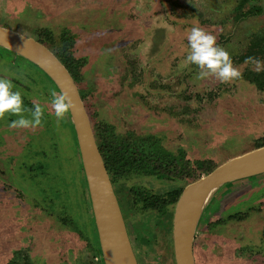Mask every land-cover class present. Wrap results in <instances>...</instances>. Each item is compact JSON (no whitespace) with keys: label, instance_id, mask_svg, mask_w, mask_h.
<instances>
[{"label":"rangeland","instance_id":"374dc122","mask_svg":"<svg viewBox=\"0 0 264 264\" xmlns=\"http://www.w3.org/2000/svg\"><path fill=\"white\" fill-rule=\"evenodd\" d=\"M130 1L0 0V26L41 41L70 68L105 160L112 165L114 191L137 264H175V204L155 210L147 208L146 197L165 198L264 144V81L254 82L253 72H259L254 60H238L244 51L259 56L264 71V0ZM116 2L131 6L122 8L123 31ZM193 26L214 35L230 52L240 77L227 82L213 75L197 79L200 69L186 60ZM132 37L134 44L129 43ZM63 38L71 45L64 46ZM117 38L120 46L114 43ZM63 48L71 53L63 54ZM105 48L112 61L119 59L116 65L102 63ZM94 51L103 55L93 56ZM123 59L132 62L134 76ZM24 60L0 48V77L21 91L25 107L38 103L43 109L42 123L34 128H10L9 121L16 119L11 114L0 119V264H101L69 113L56 121L47 76ZM143 161L149 174L138 166ZM260 176L220 188L203 212L227 192L233 193L232 205L227 204L232 207L226 211L221 204L223 216L216 212L203 223L207 212L202 213L195 235L212 243L224 229L216 225L238 218L245 207L249 229L259 223L249 212L264 199V174ZM253 181L262 182L252 188ZM207 248L198 263L229 264V256L210 259L214 250Z\"/></svg>","mask_w":264,"mask_h":264},{"label":"water","instance_id":"95a60500","mask_svg":"<svg viewBox=\"0 0 264 264\" xmlns=\"http://www.w3.org/2000/svg\"><path fill=\"white\" fill-rule=\"evenodd\" d=\"M0 48L42 71L72 101L74 129L103 264H137L121 210L97 147L78 87L66 67L44 44L0 26ZM264 174V145L233 157L186 185L177 199L172 222L175 264H194L195 231L206 206L225 185Z\"/></svg>","mask_w":264,"mask_h":264},{"label":"flooded vegetation","instance_id":"af4514ba","mask_svg":"<svg viewBox=\"0 0 264 264\" xmlns=\"http://www.w3.org/2000/svg\"><path fill=\"white\" fill-rule=\"evenodd\" d=\"M142 0H140L141 2ZM123 2L125 3H128L130 5V3L132 1L130 0H123ZM116 4H119L120 5V8L122 10V8L125 6L126 8H130L131 6H128L127 4H123V6L116 2ZM122 12V17H121V20H122V31L124 29V23L126 22V20H124V15H123V10L121 11ZM128 12H130L128 10ZM91 30V29H90ZM110 30V29H109ZM102 33H105V32H102ZM160 33L161 31H159V33L157 34V36L159 35L160 37ZM98 38L102 37V35L100 33H97L96 34ZM104 36V35H103ZM93 38V37H92ZM92 38H89L88 40H91ZM34 39V38H33ZM36 41L40 42L39 40L35 39ZM129 43L131 44H134V39L133 37L129 39ZM41 44H44L42 42H40ZM100 43V42H99ZM114 43L115 45H118L120 46V43H121V40L119 41L118 38L114 40ZM63 44L66 46V43L63 42ZM101 44V43H100ZM241 44V45H240ZM244 44V41L240 39V43L239 45L242 47V45ZM45 45V44H44ZM70 41L69 43L67 44V46H70ZM46 46V45H45ZM47 47V46H46ZM48 48V47H47ZM243 48V47H242ZM49 49V48H48ZM50 50V49H49ZM69 50V48H68ZM106 51V54H105V60H101L102 63L106 66L108 65H115L117 64L118 60L119 59H115V61H112L110 53L111 52H107V49L105 48L104 49ZM244 50V49H243ZM51 51V50H50ZM118 52V51H117ZM130 52H133V49L130 51ZM63 54H66V51L65 49L63 48V51H62ZM230 53V52H229ZM55 54V53H54ZM56 55V54H55ZM62 55V54H61ZM95 55H100L102 56L103 54H99L98 52L94 51V54L93 56ZM110 55V56H109ZM239 57H238V60L241 61V62H244L246 60H248L247 58L248 57H252L254 59H261L258 58L259 56H254L253 54L251 53H246L245 51L244 52H239ZM56 57L59 59V61L66 67V69L69 71V73L71 74L72 78H73V74L72 72L70 71V68H68L65 63H63V61L60 59L59 55H56ZM117 57V55H116ZM23 59V58H21ZM111 59V60H110ZM125 61V59H123ZM25 61V60H24ZM126 62V61H125ZM29 63V62H27ZM127 63V62H126ZM125 63V64H126ZM31 66H33L35 68V66L31 63H29ZM128 66L130 67L129 69L131 70V75L134 76V71H135V68L133 67L132 68V62H128L127 63ZM264 71H259L258 73L257 72H253V79L255 80L254 82L257 83L258 85L260 83H263L264 81ZM47 80V79H46ZM74 80V78H73ZM74 82L76 83V81L74 80ZM51 85V83H50ZM77 85V84H76ZM51 88L52 89H55V85L54 87L51 85ZM58 92V90H56ZM59 93V92H58ZM86 109V108H85ZM87 111V110H86ZM88 114V112H87ZM88 117H89V114H88ZM89 120H90V117H89ZM90 124H91V120H90ZM91 128L93 130V127L91 125ZM93 134H94V137H95V141L97 143V147L100 151V154L103 158V161H104V165H105V168L107 170V173H108V176H109V179L111 181V184H112V187H113V190H114V186H113V180L111 178V170H112V165H110L106 160H105V157H104V154H103V150L101 149V147L99 146V143L96 139V136H95V133H94V130H93ZM146 140V139H144ZM145 148H148V143L146 141H144V145H143ZM263 146V145H261ZM258 148V147H257ZM144 155H145V152H144ZM144 164H139L138 166L142 169L143 172L149 174L150 172V167H148L146 164H145V161H143ZM156 166L158 168V162L156 163ZM260 176V175H259ZM259 176H256L259 177ZM262 176V175H261ZM260 176V178H261ZM159 178L162 179V176H159ZM254 177L252 178H248L246 180H249V181H252ZM251 179V180H250ZM262 181L264 183V178L262 177ZM197 180V179H196ZM195 181V180H194ZM262 181H259V182H262ZM259 182H250V186L253 188L254 183H259ZM257 187V186H256ZM183 190V189H182ZM182 190H176L174 192H167L166 193V197H161V196H149V198L146 197V205H147V208H151V209H161L163 208L164 206L168 205V204H176L177 202V199L178 197L180 196ZM240 195L239 196H243L245 194V191H244V187L240 188ZM115 193V191H114ZM238 193V194H239ZM233 193L232 192H227L225 194H223L215 203V206H213V208L211 207L210 209L208 208V210H206L205 212H203L204 215H206L205 213L207 212V215H206V218H204V220L202 219L201 223H203L205 221V219H207L206 221H208L210 219V217H214V215L216 214V212H219V210L222 209V206L221 204L224 205L223 208H225V210L231 208L229 207L230 204H231V200H232V196H229V195H232ZM249 194H246V196H244L243 198L246 199L248 197ZM115 196H116V193H115ZM117 198V196H116ZM264 198V197H263ZM118 200V199H117ZM236 202V201H235ZM234 202V203H235ZM238 202H241V200H238L235 204H237ZM260 206H258L257 210L255 212H249L250 215L254 218V220H258L259 223H254L253 227H250L249 229V226H248V218H247V214L248 213V209L245 207V208H242L240 210L239 213V216L238 218H229L228 220H225V219H222L224 220V224L225 225H216L218 226V230L220 231L222 228L223 229V233H220V235H216L214 236L215 239L212 241V243H207L206 240L204 241L202 238H198V235H195L194 237V241H193V258H194V264H200L198 262H200V260L202 261V259L200 258V254H203L204 252H206V249H208L207 247L209 248H212L213 247V250H214V256L210 259H213V258H218L219 255L221 257H224V256H229V259H228V263L229 264H264V199H260L259 202ZM229 206H228V205ZM232 205V204H231ZM234 206V205H233ZM229 207V208H228ZM226 210V211H227ZM208 211H210L208 213ZM202 214V215H203ZM219 214L221 215L220 217L223 216V213L222 212H219ZM205 217V216H203ZM224 218V217H223ZM220 219V218H218ZM229 221V222H227ZM255 222V221H254ZM232 223H234L236 226L232 225ZM205 226H207L205 224ZM256 228V230H255ZM215 233H217V229L215 228L213 230ZM253 231H256L259 233L258 236H255V234L253 233ZM205 232V231H204ZM212 235V234H211ZM232 235V236H231ZM253 235L255 236V238H253ZM8 236V235H7ZM16 235H14V238H15ZM234 236V238H233ZM224 238L223 241L220 240V238ZM6 238V236H5ZM8 238V237H7ZM8 240H10L11 242H14L13 240H11V238ZM201 240V241H200ZM200 241V244L198 245V242ZM204 241V242H203ZM211 241V240H210ZM10 243V242H9ZM131 243V242H130ZM132 247V245H131ZM198 248V249H196ZM231 249V250H230ZM133 250V249H132ZM230 250V251H229ZM196 254L197 256L199 257V261H196ZM218 255V256H217ZM219 259V258H218ZM249 262V263H248ZM102 264V262H101Z\"/></svg>","mask_w":264,"mask_h":264},{"label":"clouds","instance_id":"9594fccd","mask_svg":"<svg viewBox=\"0 0 264 264\" xmlns=\"http://www.w3.org/2000/svg\"><path fill=\"white\" fill-rule=\"evenodd\" d=\"M187 41L189 52L186 60L200 69L197 79L213 75L220 82H227L240 77L241 73L233 67L229 53L216 43L214 35L201 27L193 26L187 34ZM247 59L254 60L256 70H261L262 62L259 59L252 57ZM50 96L53 115L59 122L72 109L71 98L64 92L58 93L55 89L50 90ZM6 114L16 116V119L9 121L10 128H34L42 123L43 109L38 103L31 108L25 107L21 91L14 90L11 80L0 77V119Z\"/></svg>","mask_w":264,"mask_h":264},{"label":"trees","instance_id":"16d2710c","mask_svg":"<svg viewBox=\"0 0 264 264\" xmlns=\"http://www.w3.org/2000/svg\"><path fill=\"white\" fill-rule=\"evenodd\" d=\"M63 36V34H61L60 35V37H62ZM63 40H65V38H63ZM41 42V41H40ZM62 42H65L66 43V47H67V44L69 43V41H67V40H65V41H62ZM65 46V45H64ZM71 53V51L70 50H67L66 51V55L67 54H69V52ZM36 68V67H35ZM37 69V68H36ZM40 71V70H39ZM41 72V71H40ZM42 73V72H41ZM43 74V73H42ZM44 75V74H43ZM45 76V75H44ZM46 77V76H45ZM73 78H74V80L76 81V78L74 77V75H73ZM46 79L51 83V85L54 87V84L46 77ZM56 88V87H55ZM57 90V89H56ZM262 145H264V144H262ZM261 145H259V146H257V147H260Z\"/></svg>","mask_w":264,"mask_h":264}]
</instances>
